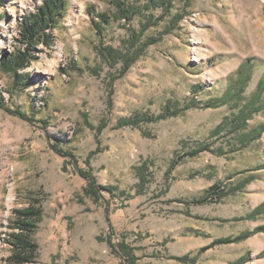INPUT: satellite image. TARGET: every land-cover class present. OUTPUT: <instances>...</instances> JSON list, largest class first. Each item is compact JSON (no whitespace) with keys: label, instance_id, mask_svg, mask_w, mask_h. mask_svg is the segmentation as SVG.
<instances>
[{"label":"rangeland","instance_id":"rangeland-1","mask_svg":"<svg viewBox=\"0 0 264 264\" xmlns=\"http://www.w3.org/2000/svg\"><path fill=\"white\" fill-rule=\"evenodd\" d=\"M2 1L0 62L17 49L31 61L19 76L0 65V264L8 217L29 201L43 217L28 264H121L111 244L122 237L138 264H264V210L252 214L264 203V132L241 139L237 96L204 106L245 61L240 103L257 89L264 0H67L29 50L19 22L42 0ZM98 11L110 16L100 33ZM247 122L264 123V108Z\"/></svg>","mask_w":264,"mask_h":264},{"label":"trees","instance_id":"trees-1","mask_svg":"<svg viewBox=\"0 0 264 264\" xmlns=\"http://www.w3.org/2000/svg\"><path fill=\"white\" fill-rule=\"evenodd\" d=\"M5 2V1H4ZM3 5V1L0 0ZM67 6V0H42V4L36 9L35 12L27 13L19 22V34L21 36L22 42L27 46L26 50H29L31 46L37 43L47 42L48 34L47 31L53 28L58 20L63 16ZM120 12L127 19L131 18L133 12H131L130 7H126L123 2H119ZM93 9V8H92ZM94 10V9H93ZM96 19H92L93 25L98 33H100L104 27V24L108 23L110 16L106 12H96ZM31 61V55L27 51L17 49V51L5 56L0 65L2 69L9 72L13 76H19L18 70L26 67ZM126 64L123 68L125 71L129 62L125 60ZM245 67H247L245 69ZM250 64L245 61L240 65L236 71L234 78L231 77V84L227 87L226 91L219 97H211L205 101V107H217L225 104L230 98L237 96V100L233 107L235 108L232 115V121L235 125H240L245 128L241 136V139L246 140L250 136L255 135L256 138H260L261 134L264 132V123H260L254 127L248 128V120L252 118L254 113L263 110V92H264V73L262 74L258 87L256 90L252 91L247 97L246 102L244 100V90L246 87V82L248 81L249 73L246 75ZM250 72V71H249ZM244 81V82H242ZM241 83L238 87L237 84ZM245 85V86H244ZM263 103V104H262ZM178 112V111H176ZM175 111H173V114ZM165 117L163 114L153 117L147 116V120H153L156 118ZM139 117L132 118L130 122L136 123ZM230 121H226L225 125ZM229 125V124H228ZM224 127V123H220L216 127V132H220ZM82 175L86 176L88 179V185L84 187L86 193L92 196L93 199L100 198L98 194V189L94 187L93 183L95 181L94 177L89 172H82ZM216 191V185L211 186L206 190V194H213ZM206 199L207 197H203ZM203 199V200H204ZM264 210V203L255 208L252 214H257ZM43 212L40 205L29 201L26 205L20 208H14L11 215L8 217L9 220V231L6 232L4 236V241L8 245V256L6 260L10 264H28L35 263L39 245L34 239L35 232L38 228L39 222L42 220ZM257 231H264V226L256 228ZM245 237V236H241ZM230 239H222L221 242H227ZM117 246V247H115ZM114 251L120 256L121 264H138L137 257L134 253L133 247L122 237L117 245L111 244ZM178 260L184 261L187 257L174 256ZM239 261L232 262L229 264H238Z\"/></svg>","mask_w":264,"mask_h":264}]
</instances>
